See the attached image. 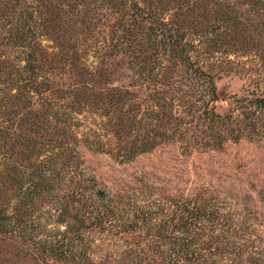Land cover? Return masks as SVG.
<instances>
[{"label":"rangeland","instance_id":"374dc122","mask_svg":"<svg viewBox=\"0 0 264 264\" xmlns=\"http://www.w3.org/2000/svg\"><path fill=\"white\" fill-rule=\"evenodd\" d=\"M31 47L45 49L56 109L26 86ZM263 94L253 0H0V264H136L139 247L168 264L170 237L113 228L110 210L173 215L163 233L178 236L197 206L222 214L196 218L204 236L238 246L211 264L263 263L264 108L247 104ZM142 141L154 146L130 154Z\"/></svg>","mask_w":264,"mask_h":264},{"label":"trees","instance_id":"16d2710c","mask_svg":"<svg viewBox=\"0 0 264 264\" xmlns=\"http://www.w3.org/2000/svg\"><path fill=\"white\" fill-rule=\"evenodd\" d=\"M253 4L257 5V9L263 10L264 6V0H253ZM226 6L228 7L227 3ZM229 10L223 12L222 17L226 20L230 19H236L233 14L228 13ZM28 31L31 33H34L35 35H38L40 33L36 32V30L32 28H28ZM17 38H22V36H16ZM33 39V38H32ZM31 39V40H32ZM29 45L28 47H30ZM185 48H182L181 51H184ZM45 49L42 48H34L31 47L29 50H27L24 54L25 58V66L23 67V71H26L28 73L27 77L25 80H27L26 86L34 88L35 90H38L40 92V95H43V99L45 100L47 107L49 108H54L56 109V105L59 102V98L56 96V92L59 91V87H57L53 81L52 78L45 77V74H41L44 70H42L43 63L41 62V57L43 56L42 52H44ZM187 50V49H186ZM189 50V49H188ZM45 54V53H44ZM63 55V53H61ZM68 55V54H67ZM189 59V56L186 54L185 56V61ZM169 68V65H165V67L162 69V71H166V69ZM152 71V69L150 68ZM196 75L201 79H204L205 81V88L202 89L204 92L207 93L209 96V100H214L216 99V87L213 82L212 77L209 74H206L202 70H195ZM40 78V80H38ZM37 79V81H36ZM180 79L178 80V82ZM193 80H187V82H184V84L188 87L187 90L193 92V90L196 91L195 85H192ZM31 83V84H30ZM51 89V90H50ZM50 90L49 93H45L43 91ZM198 90V88H197ZM42 91V92H41ZM249 105H253L254 108L261 110L264 108V94L261 96H256L254 99H248ZM195 107L197 108L196 104L192 101H190V107ZM244 107L248 105H243ZM62 107L60 105L59 109ZM192 109V108H191ZM215 115L216 117H219L217 114L211 111L207 110V114ZM66 119V118H65ZM66 121V120H64ZM208 128L210 131H214L209 125ZM148 129V128H146ZM150 129V128H149ZM153 129V128H152ZM154 130V129H153ZM213 134V132H212ZM135 144V145H134ZM134 145V146H133ZM133 146V147H132ZM154 146L152 142L146 141V142H141L139 144L132 143L128 146L129 148V153L133 152H143L148 149H151ZM132 149V150H131ZM50 164V160L47 161ZM69 165V164H68ZM56 166V165H55ZM70 166V165H69ZM57 181L58 178H57ZM41 184L43 189H50L53 188V184L50 181H47L45 178L42 180H38L37 183ZM178 202V201H176ZM109 207V206H108ZM195 211L190 210V208L187 210L186 216H180L178 223V228L181 227L182 231L180 235H168L166 233H163V230H166L167 227H169L171 224L174 226L176 223H174L173 220V215L170 217L172 218H164L163 221L156 222L155 221V214H158V211H151L148 207L143 208L139 207L138 209L133 212L134 219L129 218V217H124V214L117 213L118 210H110L111 212V217L112 219H108V223L111 227L113 228H124L128 232L136 233L137 230H139L142 226H147V229H150L152 231L153 235H158L160 238H171L172 242L170 244V248L172 250L171 254H167L164 256V260L167 259L168 264H179V257L183 256L186 261H188L187 264H211L210 259L212 256H215L216 250L222 251L225 253L223 256H229L231 257L232 253L235 252L238 248L236 244L230 245L229 243L222 242V241H212L208 239V237L204 236L203 231L196 226L194 223L195 220H198L196 218H199L200 220L203 218V221H207L210 218H221L220 213H218L217 208H210V207H205L202 210L199 209V207H195ZM197 211H201L200 214ZM165 211L163 212L164 215ZM166 214V213H165ZM97 218H102L101 214L98 213ZM81 219H83L81 217ZM215 219V220H216ZM202 221V220H201ZM194 223V225H193ZM177 225V224H176ZM195 227L196 229H194ZM137 228V230L135 229ZM200 235V236H199ZM159 239L151 240V245L153 242H156ZM139 245V244H137ZM183 248L184 250V255H179L180 249ZM188 248V249H187ZM196 248V249H195ZM140 250V251H139ZM139 250L137 252L135 251V254L133 255L136 258V264H149L148 261L144 263V259L148 258V254L146 255L144 253V248L139 247ZM148 251V249H147ZM222 256L220 257V259ZM148 259L153 260V264H158L156 262L155 256H150ZM213 262V261H212ZM225 262V261H224ZM221 263V264H224ZM215 263V262H214ZM92 264H98L97 262L93 261ZM128 264V263H127ZM257 264H264L259 262Z\"/></svg>","mask_w":264,"mask_h":264}]
</instances>
